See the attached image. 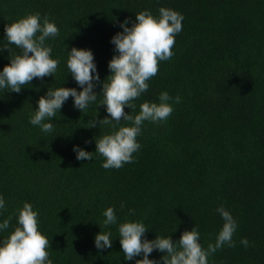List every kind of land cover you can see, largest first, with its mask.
<instances>
[{
	"label": "trees",
	"instance_id": "16d2710c",
	"mask_svg": "<svg viewBox=\"0 0 264 264\" xmlns=\"http://www.w3.org/2000/svg\"><path fill=\"white\" fill-rule=\"evenodd\" d=\"M162 6L183 14L182 31L132 114L144 101L158 103L162 91L181 102L166 121L144 122L132 163L105 169L95 152V139L113 130L98 123L108 115L97 105L100 82L97 101L84 112L68 98L51 120L52 132L29 122L48 87L79 90L66 67L68 50L90 48L103 81L120 22L131 26L136 13L158 15ZM35 12L59 28L46 43L60 63L54 77L34 78L19 93L0 92V194L6 204L0 221L12 217L0 238L17 226L27 201L39 212L53 264H135L140 256L124 260L119 223L139 219L149 228L147 238L173 240L195 225L207 248L222 227L216 208L223 205L238 221L235 246L225 244L209 264H264V0H0V47L7 43L6 24ZM8 46L12 52H0V69L20 51ZM89 120L96 126L87 127ZM74 145L93 152L92 159L78 160ZM109 206L118 217L110 226L112 247L98 250L94 237L105 230ZM245 237L247 248L240 243ZM162 255L153 250L149 258L162 264Z\"/></svg>",
	"mask_w": 264,
	"mask_h": 264
},
{
	"label": "clouds",
	"instance_id": "9594fccd",
	"mask_svg": "<svg viewBox=\"0 0 264 264\" xmlns=\"http://www.w3.org/2000/svg\"><path fill=\"white\" fill-rule=\"evenodd\" d=\"M183 14L169 7H160L158 15L150 10H142L135 14V21L129 26L128 20L120 22L122 31L111 37L115 47L112 58L108 61L109 74L103 81L97 70L94 53L90 48L73 46L68 50L66 67L76 81V87H48L44 95L37 100V107L29 117V122L38 126L43 133L54 129L51 122L69 97L73 106L84 112L97 101L95 91L97 82L102 84L103 99L97 105H103L107 116L99 120V125L109 126L112 131L95 139V152L104 157L102 167L105 169L121 168L125 163L134 161L133 153L138 152L141 144L137 137L141 135L145 121L164 122L172 114L174 105L181 102L179 95L170 96L162 91L158 103L144 101L135 112V100L149 88L148 81L157 74L160 61L169 60L176 36L182 31ZM7 43L0 47L9 54L15 45L20 51L12 55L9 63L0 69V92L13 91L19 93L27 84L45 76H53L60 63L53 58L52 46L46 41L59 35V28L48 17H41L39 12L28 13L5 25ZM125 106L132 111L126 112ZM121 120L131 122L121 125ZM95 120H89L87 127H95ZM76 158L89 159L93 152L86 151L78 145L73 146ZM5 198L0 194V215L5 210ZM124 205L121 204V208ZM223 220L222 227L215 237L203 247L198 226L184 230L178 240L170 235L155 236L153 239L145 235L149 228L142 220L125 219L118 224V236L124 260L141 258L135 264H158L155 258L150 259L153 250L164 253L160 257L162 264H209V257L225 244L235 246L233 235L238 221L223 205L216 208ZM129 214H134L129 209ZM39 212L31 203L25 201L18 209L17 226L6 237L0 238V264H53L48 251V237L39 228ZM104 231L95 234L94 245L98 250L112 247L111 225L117 224V214L113 206L103 211ZM12 217L0 221V233L9 228ZM99 224V223H98ZM100 229L101 225L99 224ZM240 243L247 248L248 239L241 238Z\"/></svg>",
	"mask_w": 264,
	"mask_h": 264
}]
</instances>
